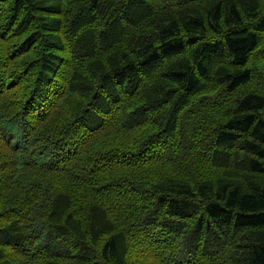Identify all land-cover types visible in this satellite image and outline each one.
I'll return each instance as SVG.
<instances>
[{
  "label": "trees",
  "instance_id": "trees-1",
  "mask_svg": "<svg viewBox=\"0 0 264 264\" xmlns=\"http://www.w3.org/2000/svg\"><path fill=\"white\" fill-rule=\"evenodd\" d=\"M209 249L264 264V0H0V264Z\"/></svg>",
  "mask_w": 264,
  "mask_h": 264
},
{
  "label": "rangeland",
  "instance_id": "rangeland-1",
  "mask_svg": "<svg viewBox=\"0 0 264 264\" xmlns=\"http://www.w3.org/2000/svg\"><path fill=\"white\" fill-rule=\"evenodd\" d=\"M259 68V67H258ZM258 71H260L259 69H258ZM130 201H134V199L133 198H130V197H127ZM206 241V240H205ZM207 242V244H209V242L208 241H206ZM206 249V248H205ZM204 249V250H205ZM211 249V248H210ZM206 250V251H204L203 250V252H202V254L200 255V260L202 261V262H205V264H211L212 263V259L211 258H209V257H207L206 256V253H212V251L211 250ZM220 252V257L221 258H223L224 257V255H225V253L222 251V250H220L219 251ZM219 256V255H218ZM217 256V257H218ZM217 257H215L214 259H216Z\"/></svg>",
  "mask_w": 264,
  "mask_h": 264
}]
</instances>
